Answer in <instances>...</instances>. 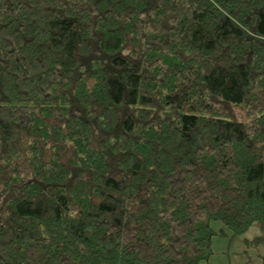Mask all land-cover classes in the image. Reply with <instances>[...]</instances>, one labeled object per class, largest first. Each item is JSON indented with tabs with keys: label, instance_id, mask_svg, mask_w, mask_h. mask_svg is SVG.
Wrapping results in <instances>:
<instances>
[{
	"label": "trees",
	"instance_id": "16d2710c",
	"mask_svg": "<svg viewBox=\"0 0 264 264\" xmlns=\"http://www.w3.org/2000/svg\"><path fill=\"white\" fill-rule=\"evenodd\" d=\"M212 220L264 243V0H0V264H200Z\"/></svg>",
	"mask_w": 264,
	"mask_h": 264
},
{
	"label": "rangeland",
	"instance_id": "374dc122",
	"mask_svg": "<svg viewBox=\"0 0 264 264\" xmlns=\"http://www.w3.org/2000/svg\"><path fill=\"white\" fill-rule=\"evenodd\" d=\"M230 108L232 115L240 120L246 119L242 112L245 107L230 105ZM211 223L217 231L213 237V254L200 264H264V243L252 244L246 240L260 233L258 226L252 225L244 234L232 236L221 220H212Z\"/></svg>",
	"mask_w": 264,
	"mask_h": 264
}]
</instances>
